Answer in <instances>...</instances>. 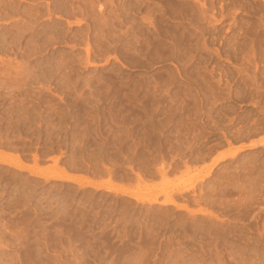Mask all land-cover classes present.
<instances>
[{"label": "rangeland", "instance_id": "rangeland-1", "mask_svg": "<svg viewBox=\"0 0 264 264\" xmlns=\"http://www.w3.org/2000/svg\"><path fill=\"white\" fill-rule=\"evenodd\" d=\"M263 135L264 0H0V150L137 187L0 164V264H264Z\"/></svg>", "mask_w": 264, "mask_h": 264}, {"label": "crops", "instance_id": "crops-1", "mask_svg": "<svg viewBox=\"0 0 264 264\" xmlns=\"http://www.w3.org/2000/svg\"><path fill=\"white\" fill-rule=\"evenodd\" d=\"M260 142H264V135L259 136V137L254 138V139H251V140H248L247 142L238 143L237 145H234L233 148H235V150L236 149L239 150V148H240L239 151L241 152V151L248 150L250 148L249 146H251V144H255V145H253L254 147L259 146L261 144ZM257 143H260V144H257ZM254 147H252V148H254ZM231 150H232V148L226 147L224 150L218 151L217 153H215L210 158L209 161L205 162L204 164H201L198 169L199 170H206L208 168H213L214 164L215 165L217 164V162H218L217 160L221 156L227 155V153L230 152ZM0 156H4V157L10 156L11 158H9V159H11L13 162H16V163L20 162V164H22L23 167L18 168V170L23 171V172H27L30 175H34L35 174L34 171L37 169L47 170L48 167L51 165V164H47V165L41 166V165H37L34 161L25 162L23 159L19 158L15 153L1 151V150H0ZM7 166L13 167L11 165H7ZM13 168H15V167H13ZM66 175L71 176L73 179H75V182L71 181L70 183H74L77 185H83L85 188H93V189L96 188L99 190L107 191L104 188H107V186H108L112 189V191H109V192H115V193L121 194L123 196H130L131 193H133L137 190L136 183H127V182L115 180L109 175H106V176H90V175H86V174H82V173H68ZM81 182H82V184H80ZM89 185H91V186H89ZM98 186H99V188H98ZM115 190L118 192H116ZM122 191H123V193H122Z\"/></svg>", "mask_w": 264, "mask_h": 264}, {"label": "bare ground", "instance_id": "bare-ground-1", "mask_svg": "<svg viewBox=\"0 0 264 264\" xmlns=\"http://www.w3.org/2000/svg\"><path fill=\"white\" fill-rule=\"evenodd\" d=\"M261 143V144H260ZM260 143H257V144H260V145H264V142H260ZM253 145H255V144H251V146H249L250 148H252V147H254ZM249 148V149H250ZM239 150H240V148H239ZM239 150L237 149V150H235L234 152H231V153H228L227 155H223V156H221L220 158H219V160H217V161H222V160H224V159H226V158H228V157H233V156H235L238 152H239ZM3 155V154H2ZM6 156V155H5ZM9 158H11L10 156H7V157H4V156H0V164H4V165H11V166H13V167H15V168H22L23 166H22V164H20V162L19 163H16V162H13L11 159H9ZM17 161V160H16ZM215 165V164H214ZM28 167V166H27ZM27 169V168H26ZM25 169V170H26ZM34 171V170H33ZM32 171V172H33ZM36 171V170H35ZM52 173V172H51ZM62 173V174H61ZM61 173H54V174H48V173H45L43 170H40L39 169V171H37L36 173H35V176H47L49 179H52V180H61V181H67V182H71V181H74L75 182V179H73L71 176H68V175H66V174H63L64 172H62L61 171ZM210 175V171L208 170V172L204 175V177H206V176H209ZM203 176V175H202ZM201 176V177H202ZM202 179V178H201ZM80 182V181H79ZM194 182V181H193ZM192 182V183H193ZM80 184H82V182L80 183ZM84 184V183H83ZM88 184V183H87ZM86 184V185H87ZM111 185V184H110ZM192 185V184H191ZM195 185V184H194ZM89 186H91V185H89ZM186 186H188V185H186ZM186 186H184V187H186ZM94 187V186H93ZM191 186H189L188 188L186 187V189L185 190H187V189H189ZM98 188H99V186H98ZM103 188V187H102ZM104 189H106L107 191H112V189L110 188V187H108L107 186V188H104ZM114 189V188H113ZM116 191V190H115ZM182 191H183V189H182ZM116 192H118V191H116ZM130 192V191H129ZM122 193H123V191H122ZM125 193V192H124ZM131 194H133V193H131ZM130 194V195H131ZM134 195H136V194H134ZM134 195H132V196H134ZM164 195L166 196V200L164 201V203L165 204H173V201H172V199L170 198V191L168 192H165L164 193ZM135 197H137L138 198V196H135ZM142 199V198H141Z\"/></svg>", "mask_w": 264, "mask_h": 264}]
</instances>
